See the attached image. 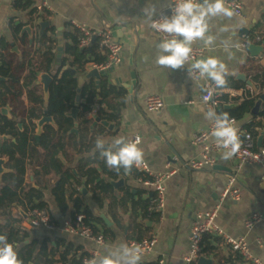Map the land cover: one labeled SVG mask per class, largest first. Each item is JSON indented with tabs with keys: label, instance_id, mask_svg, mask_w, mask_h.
<instances>
[{
	"label": "crops",
	"instance_id": "0c3cea01",
	"mask_svg": "<svg viewBox=\"0 0 264 264\" xmlns=\"http://www.w3.org/2000/svg\"><path fill=\"white\" fill-rule=\"evenodd\" d=\"M27 1L0 0V40L5 39L10 45V51L20 57L23 52L28 50V46L24 44V38L27 39L29 46L34 51L39 47V41L42 38L39 36V24L44 21H50V27L56 29L58 47H64L65 43L69 42L64 34L73 26V22L83 23L96 31L111 28L114 39L122 44V58L112 72L102 76L101 80L108 81L126 94L120 106L119 119L108 120L114 129L108 130L107 127L99 123L94 131L101 132L100 137L108 142L121 136L130 139L134 135H140L142 138L141 147L150 167L156 171H163L165 166L170 164L175 170V173L166 181V206L162 219L149 220L143 218L142 211H140L142 209H135L131 202L121 204L116 208L112 207L111 198L108 195L103 206L97 205L92 192L97 180L112 179L117 182L122 178L124 184L119 189H115L116 195L128 188L135 201L149 199L153 189L144 185L135 176L136 173L114 175L115 179H113L101 168L100 164L95 165L96 172L79 190L84 203L95 214L105 215L108 218L111 224L104 222L115 234L114 238H106L104 245L100 247L101 257L112 250L114 242L130 243L134 225L137 222L146 224L148 228L146 234H152L158 240L154 253L147 257H141L140 260L157 261L158 263L159 260H163L164 264H185L183 257L189 250V232L197 213L213 209L218 205L232 177L234 178L232 187L240 189L243 197L240 201L231 197H226L222 201L216 218L222 231L237 238L245 231L244 222L250 214L259 212L264 217V166L240 165V161L235 155L225 160L222 158L224 150L211 152L216 161L213 169L195 170L187 166L201 152V147L192 145L191 140L195 133L207 128L211 123L205 119V113L210 107L202 102V82L190 80L186 69L173 70L156 63V44L159 42V38L153 29L145 25L142 12L151 3L156 7V16L163 15L170 9V0H44L48 6L42 10L38 9L40 1L33 0L34 3L28 6ZM241 1L245 16L241 18L234 13L232 21L225 18L222 22L217 23L214 20L212 31L217 37L215 44L211 47H204L200 43L205 50L198 59L209 56L220 58L228 68L229 75L226 78L229 80H239L237 76L240 74L245 75L249 80L248 75L251 77V68L259 64L264 65V0ZM235 22L239 23L238 28L229 32L220 31L224 24ZM258 24L262 26L256 30ZM26 26H30L33 30L32 43H30L29 34L23 31ZM113 32L116 34L114 35ZM252 34H254L253 40L250 39ZM258 36H261L260 40L257 39ZM225 40L235 46L226 49ZM255 44L262 46L263 50L259 55L252 56L249 46ZM15 47L16 51H13ZM106 52L103 48V53ZM56 64L60 65L58 60ZM187 67L188 65L185 66V68ZM132 80H135L136 84L133 92L130 93L124 84H130ZM37 85L44 93L43 85ZM223 89L224 94L234 96L242 95L244 92L243 89L231 87ZM151 95L161 96L166 102V106L160 111L148 112L146 99ZM22 99L23 106L16 110L12 104L0 105V125L6 119L17 123L20 130L23 129L19 124L24 127L22 119H25L27 123L28 119L26 116L23 118L20 112L22 110L27 112L31 106L25 89ZM5 108H8L9 114L3 111ZM43 115L44 113L40 117ZM14 118H18V121H15ZM251 118L248 115L243 121H238L239 135L245 130L243 125ZM37 120L29 123L30 129H34L36 132L35 139ZM47 125L51 124L48 123L45 127ZM262 132L264 133V131ZM14 138L13 134L0 132V148L4 141ZM37 150L39 153L33 157L25 176V183H32L37 190H40L42 185L34 181L32 169L42 167L44 148L38 144ZM91 153L77 156L73 167L76 168L82 158L92 156ZM0 158L6 159L7 162V158ZM101 160L105 161L103 157ZM6 162L3 165L5 169ZM52 181L50 180V183ZM42 199L47 202L46 210L55 224L62 225L70 220L73 204H70L69 210L63 215L57 206L50 186L43 189ZM22 212L27 215L21 208H14V213L19 218L23 217L22 225L27 228L28 216L24 217ZM3 221L0 214V223ZM27 230L31 234V239L38 240L39 246L43 243L54 246L56 241L64 240V249L71 245V257L76 253L79 257V249L84 245L92 248L98 247L89 239L63 233L59 229L51 230L42 227L34 231L28 228ZM248 239L251 251L264 261V219L250 231ZM205 244L211 248L204 252L202 258L206 260L202 263H199V260L195 264H247L239 253L232 250L219 237L207 239ZM71 257L67 261L68 264L72 262ZM59 258L60 256H57V259ZM58 264H63V262Z\"/></svg>",
	"mask_w": 264,
	"mask_h": 264
},
{
	"label": "trees",
	"instance_id": "16d2710c",
	"mask_svg": "<svg viewBox=\"0 0 264 264\" xmlns=\"http://www.w3.org/2000/svg\"><path fill=\"white\" fill-rule=\"evenodd\" d=\"M33 3V0H28L27 6ZM261 26L258 24L255 29L258 30ZM64 36L69 42L63 47L60 65L56 64L59 47L54 27H49L45 31L35 51L24 38L23 41L28 46V50L20 57L10 51V45L5 39L0 40V105L12 104L14 110L21 108L24 102L22 99L24 89L31 103L27 112L25 110L20 112L23 118L26 116L28 119V123L22 119L24 123L22 130L18 128L17 123L6 119L0 125L2 134H13L15 137L4 141L0 148V157L7 158L6 172L0 178V214L4 220L0 223V235H6L10 243L18 246L19 258L23 264H58L59 262L68 264L67 261L72 255L71 245L64 249V240L56 241L54 246L46 243L39 246L38 240L31 239L30 232L22 225L23 217L19 218L14 213V208H21L26 213L34 208L46 209L48 204L42 199L43 189L49 186L63 215L67 213L72 203L71 221H75L79 214H83L85 225L91 227L96 235L103 234L105 239L115 237L113 230L107 227L104 220L84 203L79 188L87 184V179L96 172V164H100L101 168L113 179H115L114 175L126 174V172L123 168L119 171L114 168L110 169L105 161L101 160L99 152L88 158H82L76 168L73 167V162L77 156L92 152L95 140L101 134V132L90 130L93 118L87 117L86 113L95 104H99L101 109L97 117L106 121L118 120L120 106L126 93L108 81L101 80L98 85L94 77L86 80L81 87L80 95L84 102H81L79 107L78 134L72 132L74 121L67 115V112L75 106L79 78L86 73L92 63H105L107 52L103 53V48L99 44V36L93 37L87 50L80 51L78 43L82 33L76 27L72 26ZM250 39H254V34ZM42 73L50 74L53 78L46 107L44 93L36 84ZM250 73L251 77L248 75L252 83L250 87L247 81L227 79L226 87L243 89L244 92L236 96L224 94L220 106L230 103H235L236 106L231 109L222 108L217 110V113L227 112L230 118L237 121H243L250 115L252 118L243 125V129L251 135L255 140L256 148L259 149L264 148V136L262 146H258V139L264 131V102L257 114H253L252 110L264 94V65L253 66ZM44 111L54 117L58 129L47 125L40 136V141L37 142L36 132L30 129L29 123L40 118ZM244 135L245 133H241L240 136L244 137ZM38 144L44 148V163L41 168L32 169V176L36 183L42 185L40 190H37L32 183H25V176L33 157L39 153ZM133 173H136L135 176L138 179L144 177L142 173L135 171L134 167L129 174ZM50 180H53L52 183ZM92 192L94 201L100 207L104 205L108 195L114 208L131 202L135 209H142L140 211H142L143 218L159 219L158 214L148 210L154 199V193L149 199L135 201L128 188L116 195L114 187L105 180H97ZM146 230L148 231L146 224L136 222L131 241L153 238L152 234H146ZM214 238L217 237L211 235L205 237L202 242L203 252L207 249L211 250L205 242L207 239ZM57 256L60 258L57 259ZM82 257L83 255L78 257L76 253L71 257V264H81ZM139 264H158V262L140 260Z\"/></svg>",
	"mask_w": 264,
	"mask_h": 264
},
{
	"label": "built area",
	"instance_id": "2783aa9c",
	"mask_svg": "<svg viewBox=\"0 0 264 264\" xmlns=\"http://www.w3.org/2000/svg\"><path fill=\"white\" fill-rule=\"evenodd\" d=\"M16 1V0H12ZM38 2V9L42 10L46 8L48 5L43 0H36ZM227 6L234 11V13L243 18L244 10L243 3L241 0H227ZM170 12L167 16H170ZM161 15L156 16V19H159ZM73 26L80 30L82 33V37L78 43V48L80 51L87 50L94 36L100 37V46L107 51V59L103 64H95L92 63L90 68L97 69L98 71H105L112 66H116L121 62L122 58V44L115 40L112 35L111 28H106L104 30H93L92 28L86 26L83 23L73 22ZM155 35L159 38L160 34H158L153 29ZM258 40L261 39V36L257 37ZM204 47L200 45V42H197L193 45V55L198 59L204 53ZM188 76V73L186 71ZM192 81H200L202 82L203 94H202V102L206 104L210 108H214L217 111L220 104H222V96L224 95V89H216L212 96H208V91L205 89L214 88V85L210 80L207 79H191ZM250 87V86H249ZM234 96V95H231ZM166 106V102L163 100L161 96L151 95L146 99V109L148 112H157L162 110ZM101 109L99 104H95L92 109L86 113V116L89 118H93L97 115L99 110ZM234 119V118H232ZM236 121V124L238 121ZM213 130V122L208 125L207 128L195 133L192 137L191 143L192 145H196L201 147V152L199 153L197 158H194L187 166L191 169L195 170H203V169H213L215 167L216 161L215 158L211 155V152L223 150L216 145L213 138L211 137V132ZM242 133H245L244 137L240 136L241 139V147L239 151L235 154V156L239 159L240 165L242 164H254L264 166V148H256L255 140L251 137L250 134L244 130ZM137 136L140 137L141 143L142 138L140 135H134L130 138V140L135 139ZM141 147V144H140ZM142 148V147H141ZM134 169L142 173L144 177L140 178V181L149 187H152L154 193V199L151 201V205L148 208L149 212L156 213L159 215V219H162L164 214L165 206H166V181L171 175L175 173V170L167 164L163 171H156L152 169L144 156V163L140 166H133ZM234 182V178H230L228 187L224 191L221 200L218 205H216L213 209H208L205 211H200L197 213L195 221L192 223L190 232H189V250L187 254L183 257L185 264H195L199 261L203 255L202 242L206 235H213L217 238L221 239L224 243L228 244L232 250L236 251L241 255L243 260L247 264H264V261L258 256L255 255L250 249L249 243V233L250 231L261 221H263L264 217L259 212H253L250 214L244 222L245 231L237 238L232 237L230 235L225 234L222 229L217 224L216 218L218 213V208L221 205L222 201L226 197H231L236 201H240L242 199V193L240 189L233 188L232 184ZM28 219L26 222V227L32 231L38 230L42 227L48 229H59L63 233L77 235L84 239H89L93 241L98 247L92 248L88 245H84L79 249V255H83L81 264H88V261L93 257H101L100 247L105 243V237L103 234L96 235L92 228L85 225L84 219L85 216L83 214H79L75 221L68 220L62 225L55 224L49 213L46 209L34 208L27 213ZM158 240L153 238H146L142 241H130V243H134L139 245L141 248V257H147L154 253L155 246ZM158 264H164L163 260H159Z\"/></svg>",
	"mask_w": 264,
	"mask_h": 264
},
{
	"label": "clouds",
	"instance_id": "9594fccd",
	"mask_svg": "<svg viewBox=\"0 0 264 264\" xmlns=\"http://www.w3.org/2000/svg\"><path fill=\"white\" fill-rule=\"evenodd\" d=\"M171 15H161L156 19V7L148 4L143 10V21L154 29L159 36L156 44V63L173 70L186 69L191 79H207L214 88L205 89L212 96L216 89L227 86L229 75L226 64L218 57L209 56L197 59L193 55V45L200 42L204 47L215 44L212 22H222L225 18L232 21L234 11L227 6V0H170ZM239 27V23L224 24L221 32H229ZM225 48L232 45L224 41ZM188 65L187 68L185 66ZM205 119L213 122L211 137L218 147L223 149L222 158L234 156L241 147L240 129L236 121L227 112L217 113L209 108ZM141 139H127L123 136L111 142L97 137L91 155L99 152L109 168L119 171L121 168L130 173L133 166L144 163V150L140 147ZM107 145V146H106ZM18 246L10 243L6 235H0V264H23L19 258ZM141 248L134 243L114 242L112 250L102 257H93L88 264H139Z\"/></svg>",
	"mask_w": 264,
	"mask_h": 264
},
{
	"label": "water",
	"instance_id": "95a60500",
	"mask_svg": "<svg viewBox=\"0 0 264 264\" xmlns=\"http://www.w3.org/2000/svg\"><path fill=\"white\" fill-rule=\"evenodd\" d=\"M169 12H170V9L167 10L163 15H167V14H169ZM39 25H40L39 36L42 37L44 32L46 31V29L50 27V21L41 22ZM23 31L27 32L29 34L30 43H32V41H33V30H32V28L30 26H26L23 28ZM113 34L115 35L116 32H113ZM263 45H264V42H263ZM249 50H250V53L252 56H257L261 53V51L263 49H262V46H258L255 44V45H250ZM13 51H16V47L13 49ZM62 54H63V47H59L58 53H57V60H58L59 64H61ZM114 67L115 66H112L105 71H98L97 69L90 68L86 74L82 75L79 78V88L77 90V97H76L75 106H74V108H72L70 111L67 112V115L69 117H71L74 121V128L72 129V132H74L75 134H78V127H79L78 115L80 112L79 107H80L81 102H84L83 100H81V95H80L82 85L84 84V82L86 80H88L89 78H92V77H96L97 84L99 85L102 76H106V75L110 74L112 72V70L114 69ZM237 79L247 81L249 85H252L251 81L247 80L245 75L240 74L237 76ZM52 80H53L52 76L50 74H47V73H42L37 80V84L43 85L45 106H47V104H48L49 87H50ZM135 84H136V81L132 80V82L130 84H124V87H126L128 89V91L130 93H132L134 90ZM263 102H264V94L256 102V104L252 110L253 114H257L259 112ZM235 106H236L235 103L225 104L223 106H219L217 110H220L222 108L231 109V108H234ZM3 111L8 113V108L3 109ZM14 120L18 121V118H14ZM48 123L51 124L54 128L58 129V124H57L56 120L54 119V117L52 115H49L47 111H44V115L41 116L36 122V125H37L36 140L38 142L40 141V135L43 133V129H44L45 125ZM99 123H101L102 125L107 127L108 130L114 129V126L112 124H110L108 121L102 120L100 117H97V115H96L95 117H93V123L90 127V130L94 131V128ZM19 126L21 128H23L22 124H19ZM263 135H264V133L258 139V146L259 147L262 146ZM63 161H64V159H63ZM5 162H6V159L0 158V176L6 171V169L3 166ZM108 182L114 187V189H119V187L124 184V180L122 178L120 179V181H117V182L113 181L112 179H108ZM22 214L24 217L27 216L24 212H22ZM100 217L107 224H111L105 215H100ZM205 260H206L205 258H201L199 263H202Z\"/></svg>",
	"mask_w": 264,
	"mask_h": 264
}]
</instances>
